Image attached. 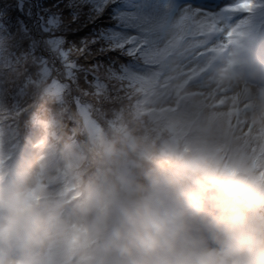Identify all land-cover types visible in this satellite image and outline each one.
<instances>
[{
	"label": "clouds",
	"instance_id": "9594fccd",
	"mask_svg": "<svg viewBox=\"0 0 264 264\" xmlns=\"http://www.w3.org/2000/svg\"><path fill=\"white\" fill-rule=\"evenodd\" d=\"M216 79L264 125V55L233 49ZM169 120L82 141L51 122L0 167V264H264V162Z\"/></svg>",
	"mask_w": 264,
	"mask_h": 264
},
{
	"label": "trees",
	"instance_id": "16d2710c",
	"mask_svg": "<svg viewBox=\"0 0 264 264\" xmlns=\"http://www.w3.org/2000/svg\"><path fill=\"white\" fill-rule=\"evenodd\" d=\"M29 1L30 0H26L25 3L28 4ZM87 1L95 4L94 1ZM136 2H139L140 5L134 6ZM116 4L117 7L115 9H113L114 3L108 2L106 7L107 10L101 12V9L99 10L97 7V9H94L97 11H91L89 17L94 18L89 19L91 20L90 22L94 21V23L86 27L87 25L83 26L84 21L82 22L81 19L87 16L89 10H87L86 4L81 3V0H39V6L43 8L44 14H39V11L31 15L21 12L18 18H16L15 11H17V9L14 8L12 0H0V35H2V40L0 41V69L5 62L9 65L10 59H12L11 57L18 54L17 49L19 43L13 39L11 40V36H25L29 33L28 36H31L32 42L28 45L30 48L26 49L35 52L31 63L27 65L25 63V71H20L23 68H18L19 76H16L15 72L14 76L10 75L9 79H7V85L12 83V90L9 92L10 95L6 97L7 107L2 111V113H4V111L8 113V116L4 118H8L5 120V129L9 131L12 124L13 128L16 126L21 131L28 128L26 133L21 134L23 138L22 144H17L12 152L6 155L10 161L8 163L9 165L22 154L30 150V140L35 135V132H42V129L46 127L45 125H49L51 122H58L63 127V130L72 136L73 140L82 141L87 139L91 130L84 127L81 121L82 114H87V112L91 114L94 118L93 120L97 124V128L92 131H102L111 137H118L123 134L124 131H119L118 124L123 123V125L126 124L128 126L137 127L139 124L142 129V126L151 127L160 121L171 123L169 117H174L180 121V131L183 133L184 138L191 140L196 137V126L201 125V117L196 114V112L185 115L184 113H180L181 111L177 108L171 109L170 113H160L163 109L159 110L157 108L148 107H145L142 113L139 112V107L141 105L139 101L146 95H149L146 101L147 104H153L155 103L153 100L157 98L160 100L163 94L157 95L155 92H152L155 90V86L146 85L144 83V78L139 73L134 72V69L138 68L148 71L147 68L152 65L148 59H151L153 54L159 52L155 50V48L150 47V45H144L142 43L136 46L135 44L136 40L140 43L143 35H146L147 38L153 37L152 30L146 27L148 22L142 19L140 14H137V11L139 9L142 10V7L145 8L146 4L142 3V0H118ZM49 6H51L50 9L52 11L50 14L46 11V8ZM121 12L123 14H120ZM245 12H249L245 22L248 26L246 29L247 32L243 39L235 42V47L240 49V46L243 47L245 45L248 50L264 55V38L262 37L264 36V0L257 1L254 7L245 9ZM133 13H135L133 25L126 23L129 20L128 17L132 18L131 16ZM41 19L42 25L40 24ZM54 20H57V25L55 27H53L52 24ZM121 24H123L125 29L134 31V34L131 35L128 40L123 41L126 44H120V50L113 49L110 53V51L104 52L103 45L99 42L98 52H95L96 55L92 60H87L84 57L82 58V61L87 64L90 63V61L91 63L96 61L101 62L100 67L93 70V72L97 74H92V71H89V69H85V71L79 73L78 70L82 69L80 65L84 63L80 59L75 61L69 56V52L72 51L70 44L72 45L74 43L73 41H76L77 45L80 44V41L78 43L77 40L73 39L79 38L82 32L81 30H83L84 33H89L95 28L98 33H102V37L100 36L102 40L104 39L110 42L117 36L112 35V28H119ZM46 25L49 27L47 28ZM165 29L166 25L163 24L157 27L159 33L164 32ZM261 30L263 31L261 32ZM71 31L79 32H77L78 34L76 33L77 36L71 35L70 37ZM234 34L240 35L239 32H235ZM84 36H86V34ZM53 39L63 41V47L70 49L69 51L64 50V52L66 51L65 57L61 56V58L59 55L56 56L57 53L52 51L49 52L48 47L53 45ZM246 42H251L252 44L248 46ZM103 44L106 46L107 43ZM132 49L136 50V54L132 53ZM146 49L151 51V53H147ZM181 50L182 47L179 39L170 47L169 51L164 54H180ZM117 51V55L120 56L117 58L111 57L112 54H115ZM16 60L20 62L22 59L19 57ZM43 61L47 63L44 64ZM160 61V68L163 70L160 76H162L169 70V64L163 61V56ZM13 62H16L15 58ZM118 67L119 71L117 70ZM115 70H117V73ZM152 72L156 73V71ZM78 74L79 77H77ZM81 74L84 77H81ZM79 82H83L84 84L80 85ZM64 84L70 86L69 90L70 94H72V106L68 107V111H63V117L58 120L51 112L55 110L54 107L63 108L61 106H65L66 102L61 98L60 101L50 96L54 95L51 91H55L56 88H60L62 85L64 86ZM157 85L159 87L161 86L160 83H157L156 87ZM117 87L121 88L120 90L124 93H127V96H125V94L123 96V104L114 99V94L118 91ZM156 95L158 97H155ZM33 96L34 98L31 99ZM106 98H108L109 101H106ZM84 100H93L96 101V104H93V107L90 106L91 109L87 110L88 108H85L86 104ZM108 103L117 104L119 106L118 109L112 110V113L115 115L112 120L115 127L111 125V122H108L111 130L103 125V120L107 119L105 115L110 110ZM171 112L177 115L173 116ZM34 122L37 124L35 127ZM208 129L212 131V128ZM83 132H86V134L83 135ZM165 134H167V129H165ZM243 135H246V133H243ZM238 141L239 140H236L235 143H231L228 148V151L230 149L229 153L234 149L233 145H237L236 148L238 152L245 148L243 144H237ZM18 149H21L19 153H17ZM243 153L247 154V152Z\"/></svg>",
	"mask_w": 264,
	"mask_h": 264
},
{
	"label": "rangeland",
	"instance_id": "374dc122",
	"mask_svg": "<svg viewBox=\"0 0 264 264\" xmlns=\"http://www.w3.org/2000/svg\"><path fill=\"white\" fill-rule=\"evenodd\" d=\"M25 1L26 0H12L14 8L17 9V11H15L16 18L19 17L21 12L31 15L39 11V14H44L43 8L39 6V0H30L28 4H26ZM91 1H94L95 4L87 0H81V3L86 4L88 9L85 8L89 10V12L86 11L87 16L81 19L82 22L84 21L83 26L87 25L86 27L94 23V21L90 22L91 20L89 19L94 18L89 17L91 11H97L94 10L97 9V7L99 10L101 9V12L107 10L106 7L108 2H113V9H115L118 0ZM257 1L260 0H255V3ZM139 2L134 3V6H139ZM237 2L238 0H142V3H145L146 7H142V10L139 9L137 14H140L142 19L148 22L146 27L152 30L153 37L147 38L146 35H143L140 43L136 40L135 44L136 46L142 43L144 45H150V47L155 48L159 53L153 54V57L148 59L153 65L147 68L148 71L135 68L134 72L139 73L144 78V83L146 85L155 86V90L152 92H155L157 95H163L160 100L159 98L154 99L153 101H155V103L153 104H147L146 101L149 95H146L139 101L141 104L139 112L142 113L145 107L157 108L159 110L163 109L160 113H170L171 109L177 108L181 111L180 113H184L185 115L196 112V114L201 117V124H206L208 128H212L211 132L214 133L218 141L226 142L231 140L235 143L236 140H239L237 144H243L245 147L240 152H247V154L257 158V160L264 162V125H257L252 118L253 106L247 95L248 85L239 83L225 85L216 79V69L224 62L225 57L235 49L232 47L233 42L236 41V38L243 39L247 32L245 22L249 12H245L243 8H237L235 11L223 10V6L233 5ZM50 7L51 6L46 8L49 14L52 13ZM206 7L213 8L212 15L204 14L208 11ZM197 10H200V15L196 14ZM120 14L123 13L121 12ZM134 15L135 13L132 14V18L128 17L129 20L126 23L133 25ZM40 24L42 25V19L40 20ZM52 24L53 27H55L57 25V20H54ZM160 24L166 25V29L162 33H158L157 30ZM48 27L49 26H47V28ZM81 31L79 38L73 39L77 40L78 43L80 41V44L77 45L76 41H73L74 43L72 45L70 44L72 51L69 52V56L75 61H77V59L82 61L83 57L87 60H92L96 55L95 52H98L99 42L102 43L101 45H103L104 52L110 51L111 53L113 49L120 50V44H126L123 41L128 40L131 35L134 34L133 30L125 29L123 24H121L119 28H112V35L117 36L113 38V41L108 42L104 39L102 40V33H98L95 28L89 33H84L83 30ZM262 31L263 30H261V32ZM77 32L71 31L69 36H77ZM235 32H239L240 35H232V33L234 34ZM28 34L25 36H11V40L13 39L19 43L17 49L18 54L13 55V57L10 56L12 59H10L9 65L5 62L0 69V167L9 165L8 163L10 161L6 155L10 154L17 144H22L23 138L21 134L26 133L28 130V128H25L21 131L16 126L13 128L12 124L10 130L7 131L5 129V120L8 118H4L8 116V113L6 111L2 113L7 107L6 97L10 95L9 92L12 90V83L7 85V79H9L10 75L14 76L15 72L16 76H19L18 68H23L20 71H25V63L26 65L30 64L35 55L34 51L26 49L30 48L28 45L32 42L31 36H28ZM85 34L86 36H84ZM262 37L264 38V36ZM179 39L182 47L180 54H164L169 51L170 47ZM1 40L2 35H0V41ZM52 42L53 45L48 47L49 52L52 51L57 53L56 56L65 57L66 51L64 52V50L69 51L70 49L63 47L64 42L59 39H53ZM103 43H107L106 46ZM146 52L151 53L148 49H146ZM117 54L118 51L112 54L111 57H119L120 55ZM162 56L163 61L169 64V70L160 76V73L163 71L162 68H160V59ZM19 57L22 59L20 62L16 60ZM14 58L16 62H13ZM82 62L84 64L80 65L82 69L78 70L79 73H82L85 69H89V71H92V74L96 75L97 73L93 72V70L99 68L101 65L99 61L94 63L90 61L88 64L84 61ZM43 63L46 64L47 62L43 61ZM117 70L119 71V67ZM117 70H115L116 73ZM152 71H156V73ZM77 77H79V74ZM81 77L84 76L81 74ZM79 83L80 85L84 84L83 82ZM157 83H160L161 86L159 87L157 85L156 87ZM117 88L118 91L115 93L116 95L114 94V99H116L117 102H122L124 94L127 96V93L121 91V88ZM69 89L70 86L64 84V86L62 85L60 88H56L55 91H51V93L54 94L50 96L51 98L60 101L62 99L67 105L64 106L61 104V107H63L61 109L54 107L55 110H53L51 114L56 116L58 120L63 117L64 114L62 112L68 111V107L72 106V94H70ZM157 95L155 97H158ZM33 98L34 96L31 99ZM105 100L109 101L108 98ZM84 101L86 104L85 108H88L87 110H90V106L93 107V104H96V101L93 100H90L91 102L88 100ZM121 104H123V102ZM108 105L110 110L105 115L107 116V121L103 120V125L110 129L108 122H111V125L115 127L112 121L115 115L112 113V110L118 109L119 106L112 103H108ZM171 115L176 116L177 114L171 112ZM93 119L94 118L89 112L81 116L83 126L91 131L97 128V124ZM35 125L37 126L34 122V127ZM47 125L45 126L47 127ZM118 125L119 131H124L123 134L142 130L139 124L138 127L128 126L126 124L123 125V123ZM46 127L42 129L44 132L46 131ZM43 131L35 132V135H32V138L30 137V146L35 138L44 134ZM243 133H246V135H243ZM85 134L86 132H83V135ZM123 134L119 136H123ZM236 147L237 145H233L234 149H232L231 152H238ZM20 150L21 149H18L17 153H19ZM229 152L230 149L227 154H231Z\"/></svg>",
	"mask_w": 264,
	"mask_h": 264
},
{
	"label": "snow or ice",
	"instance_id": "6c2138e0",
	"mask_svg": "<svg viewBox=\"0 0 264 264\" xmlns=\"http://www.w3.org/2000/svg\"><path fill=\"white\" fill-rule=\"evenodd\" d=\"M255 6V0H238L236 4L233 5H225L223 6L224 11H235L237 8H243V9H250ZM207 8V7H206ZM208 11L205 12L204 14L206 15H212V9L213 8H207ZM191 10V9H188ZM197 15H200V10H197L196 12ZM132 53L136 54V50L132 49Z\"/></svg>",
	"mask_w": 264,
	"mask_h": 264
}]
</instances>
